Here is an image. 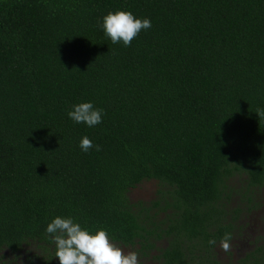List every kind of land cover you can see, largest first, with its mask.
<instances>
[{
	"label": "trees",
	"instance_id": "1",
	"mask_svg": "<svg viewBox=\"0 0 264 264\" xmlns=\"http://www.w3.org/2000/svg\"><path fill=\"white\" fill-rule=\"evenodd\" d=\"M116 11L152 26L113 44ZM82 102L102 123L69 119ZM149 181L155 200L133 203ZM263 188L264 0H0V264H59L56 216L117 246L166 238L160 264H264V244L214 250Z\"/></svg>",
	"mask_w": 264,
	"mask_h": 264
},
{
	"label": "clouds",
	"instance_id": "2",
	"mask_svg": "<svg viewBox=\"0 0 264 264\" xmlns=\"http://www.w3.org/2000/svg\"><path fill=\"white\" fill-rule=\"evenodd\" d=\"M151 21L147 18H136L131 12H109L102 18L101 28L113 44L123 43L125 47L142 30L151 28ZM103 110L96 108L92 102H82L73 105L68 112V117L76 124L86 127H95L102 123ZM79 147L83 152H88L93 147L92 141L82 137ZM97 150H99V147ZM55 249L54 257L59 264H138L135 252L124 254L110 241L107 232L99 230L92 234L81 227L72 217L56 216L45 228ZM228 248V244H224Z\"/></svg>",
	"mask_w": 264,
	"mask_h": 264
},
{
	"label": "flooded vegetation",
	"instance_id": "3",
	"mask_svg": "<svg viewBox=\"0 0 264 264\" xmlns=\"http://www.w3.org/2000/svg\"><path fill=\"white\" fill-rule=\"evenodd\" d=\"M146 183H155L154 181H149ZM145 183V184H146ZM144 184V183H143ZM141 185L137 186L135 189H132L129 192L130 198L133 203L142 202L144 204L151 203L153 200H155V193L157 191L156 183L153 193V196H151V200H144L139 199L137 197H133L131 194L133 191H136L139 189ZM259 201V200H258ZM262 204L261 201L259 202V207L256 209L251 210L249 213H243V218L240 220L239 228L236 230V234L233 240L229 241L228 248H224L225 243H220L217 248H215V252L218 256V259L221 260V262L225 263L227 262V258L230 257V255H234V257L238 258V261L245 260L251 253H253L257 247L264 244V210H262ZM263 219V222L258 219ZM253 220L257 221L253 223ZM259 232H254L253 229L257 228ZM151 242L155 243V248H147L145 249V246L141 248L140 245H136L135 247L131 246H124L117 244V248L123 250V253L128 254L130 252H135L138 256V264H160V258L163 252H165L169 248V243L166 240V238L161 239L160 241H155L154 238H151ZM219 248L224 249V253L220 255L218 252ZM127 250V252H125ZM232 253V254H230ZM230 254V255H229ZM32 256V262L24 257L23 262H17L15 264H44V262H40V253L38 251H33L31 254Z\"/></svg>",
	"mask_w": 264,
	"mask_h": 264
},
{
	"label": "rangeland",
	"instance_id": "4",
	"mask_svg": "<svg viewBox=\"0 0 264 264\" xmlns=\"http://www.w3.org/2000/svg\"><path fill=\"white\" fill-rule=\"evenodd\" d=\"M232 185L234 187H239V183L237 181L236 178L233 179V182H232ZM154 188H155V183H144L142 184L138 190L136 191H133L131 194L133 195V197H137L139 199H144V200H151V196H153V191H154ZM257 197L259 198V201H261V204H262V210H264V188L263 190L257 194ZM261 210V211H262ZM258 220H261V222H263V219H258ZM257 221L253 220V223H255ZM254 232H259V229H258V224H257V228L253 229ZM123 252V250H122ZM127 252V250L125 251ZM218 252L220 253V255H222L224 253V249L223 248H219L218 249ZM125 254V253H124ZM13 261V257L12 256H7V258L4 259V262H12ZM24 261V258L20 257L19 259H17V262H23Z\"/></svg>",
	"mask_w": 264,
	"mask_h": 264
}]
</instances>
